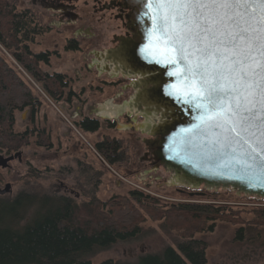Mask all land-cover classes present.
Instances as JSON below:
<instances>
[{"label": "rangeland", "instance_id": "1", "mask_svg": "<svg viewBox=\"0 0 264 264\" xmlns=\"http://www.w3.org/2000/svg\"><path fill=\"white\" fill-rule=\"evenodd\" d=\"M88 1L87 7L82 1L77 4L82 19L61 22L50 10L30 7L28 0H16L18 9L29 6L41 24L49 28L35 38L31 48L35 52L53 53L49 64H41V68L48 73H62L67 87L58 101H52L5 55L31 85L39 105L33 116L29 108L15 116L14 130L32 133L33 136L29 144L18 149L21 153L19 161L14 159L8 168H0V188L7 183L11 186V192L0 197H11L34 185L35 190L40 188L43 192L70 196L77 201L87 199L86 194L106 201L138 191L154 198L159 205H225L234 208L233 211L238 212L242 219H252V209L264 208V199L246 196L231 188L183 187L174 182L170 172L155 166L144 144V140L150 139L144 126L158 123L160 118L154 113H144L127 105L135 94L132 83L136 78L104 68L105 60L101 53L114 45L113 35L121 34L123 28L109 12H94L91 0ZM70 41L76 43L77 50H65ZM107 104L117 106L118 114L115 113L114 117L101 115ZM84 117L99 122L96 132L88 133L76 127L75 123ZM107 137L122 142L127 149V162L109 165L95 151L94 144ZM37 139L45 140V146L37 145ZM0 154L9 153L0 151ZM162 222L147 218L141 226L143 229L150 228L151 232L142 240L118 243L94 255L91 262L135 260L139 254L158 252L165 245L176 249L172 242L177 238L176 232H167ZM237 228L238 225L228 222H216L212 232L195 235L207 244L206 264H264V242L234 241Z\"/></svg>", "mask_w": 264, "mask_h": 264}, {"label": "trees", "instance_id": "2", "mask_svg": "<svg viewBox=\"0 0 264 264\" xmlns=\"http://www.w3.org/2000/svg\"><path fill=\"white\" fill-rule=\"evenodd\" d=\"M16 3L0 0V151L6 153L29 144L33 134L16 132L15 116L27 108L33 116L39 105L31 85L16 68L52 101H58L67 87L62 73H48L41 68V64H49L53 53L31 48L35 38L49 28L41 24L34 11L18 9ZM65 50H77L76 43L68 42ZM75 124L88 133L99 128L97 120L87 117ZM44 141L37 139L36 144L45 146ZM94 149L109 165L128 160L127 149L117 139L104 138L94 144ZM35 187L0 197V264H93L91 258L99 252L118 243L142 240L151 232L141 226L147 218L162 220L163 229L176 232L177 238L172 241L176 249L165 245L158 252L139 254L135 260L108 259L99 264H206L207 244L195 235L212 232L216 222L238 225L234 241L264 242L263 207L253 208L252 219L246 221L225 205H159L138 191L106 201L85 193L87 199L77 201Z\"/></svg>", "mask_w": 264, "mask_h": 264}, {"label": "snow or ice", "instance_id": "3", "mask_svg": "<svg viewBox=\"0 0 264 264\" xmlns=\"http://www.w3.org/2000/svg\"><path fill=\"white\" fill-rule=\"evenodd\" d=\"M141 3L144 16L149 5L157 6L148 31L175 53L169 62L183 66L185 87L195 89L184 103L199 112L194 119L201 123L190 126L187 144L209 161L230 156L264 175V0Z\"/></svg>", "mask_w": 264, "mask_h": 264}, {"label": "water", "instance_id": "4", "mask_svg": "<svg viewBox=\"0 0 264 264\" xmlns=\"http://www.w3.org/2000/svg\"><path fill=\"white\" fill-rule=\"evenodd\" d=\"M130 4L133 14L129 18L127 29L134 37L127 40L119 38L117 47L107 50L106 55L113 56L112 64L123 70V74L136 77L132 83L135 94L128 106L144 113H154L160 118L158 123H147L144 126L150 136V139L144 140V144L155 166H161L170 172L174 182L184 187L231 188L237 193L264 199V175L258 169L244 167L230 156L209 161L201 149L187 144V138L194 131L190 126L201 123L198 118L194 119L199 112H193L184 103L195 89L185 87L183 66L169 62L175 57V53L164 50L163 43L157 42L152 32L148 31L155 27L153 9L157 6L149 5L146 10L148 15L144 16L142 13L145 9L141 0H130ZM238 7L243 9L246 6ZM141 48L144 49L143 52ZM165 90L171 95H165ZM177 96L179 99L173 98ZM236 155L243 158L239 150ZM20 156V152L7 157L0 156V168H8L9 162L15 157L19 161ZM10 192L11 186L7 183L3 186L2 193Z\"/></svg>", "mask_w": 264, "mask_h": 264}, {"label": "flooded vegetation", "instance_id": "5", "mask_svg": "<svg viewBox=\"0 0 264 264\" xmlns=\"http://www.w3.org/2000/svg\"><path fill=\"white\" fill-rule=\"evenodd\" d=\"M79 1H82L84 7H87V3L89 2L88 0H28L30 7L38 6L46 10H50L54 12L55 16H57L61 22L77 21L83 18V16H81L77 11V4L79 3ZM91 2H92V9L94 10V12H99V13L109 12L110 16L113 17L116 21H119L120 23L119 26L120 27L122 26L123 28V32L121 34L113 35L112 42L114 45L107 50L115 49L119 44V40H118L119 38L120 40L133 39L134 34L127 29L129 18H131L133 14V8L131 7L130 0H91ZM29 6L26 7L25 9L30 10ZM106 51L104 53H101V57L105 60L104 68L106 70L112 69L113 72L119 71L120 73L123 74V70L117 67L115 68V66L112 64L111 61L113 60V56L106 55ZM129 77L134 79L136 78L132 76ZM117 110H118L117 106L110 107L108 105V107L105 106L104 111L102 110L100 113L101 115H105V114H111L112 112L114 113L115 111V113L118 114ZM16 152L18 151H15L14 153ZM14 153H9L8 155L0 154V156L7 157L9 155H13ZM14 159L18 160L19 158L15 157ZM64 189L68 190V192H71L70 189H67L65 187ZM4 194H8V193H2V189L0 188V195H4Z\"/></svg>", "mask_w": 264, "mask_h": 264}, {"label": "bare ground", "instance_id": "6", "mask_svg": "<svg viewBox=\"0 0 264 264\" xmlns=\"http://www.w3.org/2000/svg\"><path fill=\"white\" fill-rule=\"evenodd\" d=\"M128 105V104H127ZM107 107H108V104L106 105ZM104 111V110H103ZM114 113H115V111H114ZM113 112L111 113V114H105L104 116H108V117H114L115 116V114H114Z\"/></svg>", "mask_w": 264, "mask_h": 264}]
</instances>
